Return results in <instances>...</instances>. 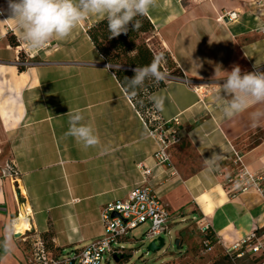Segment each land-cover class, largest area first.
Returning <instances> with one entry per match:
<instances>
[{"label": "crops", "instance_id": "1", "mask_svg": "<svg viewBox=\"0 0 264 264\" xmlns=\"http://www.w3.org/2000/svg\"><path fill=\"white\" fill-rule=\"evenodd\" d=\"M249 1L157 0L146 15L153 29L141 37L161 58L166 75L150 98L166 97L164 110L157 111L163 121L180 119L182 141L172 149L173 171L156 165V145L141 113L116 68L106 63L89 36V29L104 18L90 17L71 38L50 41L21 71L16 50L5 37L21 33L7 20L8 0H0V240L15 219L18 231V219L24 216L28 223L20 233H47L62 250L90 245L103 234L102 208L126 199L143 183L140 164L153 169L149 184L170 210V224L180 223L183 245L193 243L188 237L197 223H209L226 245L264 227L262 198L255 192L233 197L226 185L239 168L234 151L250 170L264 167V139L245 143L264 130V120L252 127L250 119L251 112L264 106L252 105L226 119L217 99L223 71L239 66L242 74L264 72V35L255 31L258 22ZM233 11L239 12L236 22L220 20ZM168 59L180 76L170 73ZM69 109L82 111L98 132L100 147L84 149L65 136ZM184 142L197 161L188 157ZM214 153L219 159L209 160ZM27 245L15 236L11 254L0 249V264H22Z\"/></svg>", "mask_w": 264, "mask_h": 264}, {"label": "built area", "instance_id": "2", "mask_svg": "<svg viewBox=\"0 0 264 264\" xmlns=\"http://www.w3.org/2000/svg\"><path fill=\"white\" fill-rule=\"evenodd\" d=\"M247 6L253 18L258 22L256 33L264 35V31H261L264 28V0H250ZM0 12H2L1 20L4 19V10L1 6ZM224 18L228 22H236L239 19V12H228L220 17V20ZM17 41L19 45L15 47L16 63L19 67L26 68L35 62L33 59L38 57L42 49L31 51L21 37H17ZM194 89L198 92V88ZM142 118L148 128V135L156 145L153 155L156 165L166 166L175 171L172 149L182 141L180 119L176 117L170 121H163L158 114L154 113L147 116L142 115ZM235 156V163L238 164L239 170L226 181V185L230 187L229 193L236 197L239 194L255 192L264 202V167L256 171L250 170L244 165L239 153L235 152ZM139 167L142 169L143 183L134 187L126 199L110 202L102 208L103 234L99 239L81 249H61L58 253H50L41 235L31 231L29 234H33L35 239L32 247L27 250V264H109L112 258L115 260L117 257L119 261V258L124 257L122 243L129 238L131 231L141 225H149L145 232L148 239L156 240L164 234L169 235L172 214L149 184L153 169L142 164ZM13 171L12 176L17 178V173ZM15 220L12 223H15ZM197 229L202 235L203 251L211 252L221 246L225 255L232 260H249L251 264H264V227H257L242 240L228 245L216 237L209 223L201 225L197 223ZM16 239L27 243L28 234Z\"/></svg>", "mask_w": 264, "mask_h": 264}, {"label": "clouds", "instance_id": "3", "mask_svg": "<svg viewBox=\"0 0 264 264\" xmlns=\"http://www.w3.org/2000/svg\"><path fill=\"white\" fill-rule=\"evenodd\" d=\"M156 6L157 0H8L7 20L15 22L26 47L38 51L52 40L71 38L74 31L93 16L106 19L110 38L126 34L130 23L134 30H138L141 25L136 18L147 15ZM160 59L157 57L150 65L135 68V75L131 79L125 78L126 90L135 94L137 89L144 87L147 80L157 84L165 80L166 75L159 68ZM223 72L226 75L222 79L223 84L219 85L220 94L217 97L221 101L223 118L231 119L252 105L264 106V72L242 74L239 66H234L230 72ZM150 99L156 111L164 110V95H153ZM66 115L68 129L65 136L72 137L84 149L100 147L98 132L85 121L80 109H69ZM250 119L252 127L258 126L264 120V107L251 112ZM216 159H219V154L214 153L209 160ZM15 235V225L9 223L0 240V248L6 255L14 250Z\"/></svg>", "mask_w": 264, "mask_h": 264}, {"label": "trees", "instance_id": "4", "mask_svg": "<svg viewBox=\"0 0 264 264\" xmlns=\"http://www.w3.org/2000/svg\"><path fill=\"white\" fill-rule=\"evenodd\" d=\"M136 19L140 21V25H141L138 30H134L133 25L130 23L128 26L129 30L126 34H121L118 37H114V38H110V33L108 31L106 19L98 22L96 25H94L89 29L88 31L89 36L92 42L94 43V45L96 46V48L98 49V51L102 54L106 63L111 65H116L117 63L124 61L125 62V64H123L124 67H127L130 70L132 69L134 70L137 67L150 65L153 62V60L156 58L154 54L151 52V50L148 48V46L146 45L145 41L140 40L141 34L148 33L153 29L150 20L146 15L139 16ZM128 36L130 37L129 39L127 38ZM9 42L13 47H17L19 45V42L17 41L16 37H10ZM106 43H109V46L116 51L115 54L111 53V50L106 46ZM168 62H169L168 70L170 71V73L172 75L180 76L181 72L175 68V66L170 61V59H168ZM159 68L162 71V67L160 66V63H159ZM19 69L22 71L25 68L19 67ZM130 70L115 69L114 72L116 73V76L120 84L122 85L126 93L130 96L138 111L143 116H147L148 114H153V113L158 114L157 111L151 105L150 94L157 88L163 86L164 80L159 82L158 84L154 83L151 80H147L145 81L144 87L137 89L135 94H133L131 91L126 90L125 78L131 79L135 75V73ZM40 235L46 241L47 243L46 246L47 249L50 251V253H58L61 250L59 248H55L52 245L49 234L46 233ZM34 239L35 236L33 234H28L27 250H29L32 247ZM124 257L119 258L118 262H121Z\"/></svg>", "mask_w": 264, "mask_h": 264}, {"label": "rangeland", "instance_id": "5", "mask_svg": "<svg viewBox=\"0 0 264 264\" xmlns=\"http://www.w3.org/2000/svg\"><path fill=\"white\" fill-rule=\"evenodd\" d=\"M14 35L10 32L6 34V38L9 40L10 37ZM130 38L129 36L127 37ZM142 41L144 38L141 37ZM138 42V41H137ZM106 46L111 50V53L115 54L116 51L109 46V43H106ZM13 47V46H12ZM14 50L15 47H13ZM164 57V54H162ZM38 59L35 58L33 60ZM124 60V59H123ZM125 62H119L116 65H113L117 70L128 69L124 67ZM166 64V62H165ZM166 66V65H165ZM133 71L134 70H130ZM151 82V81H150ZM149 82V83H150ZM208 90V89H206ZM264 139V130H257L249 139L246 140L247 145H254ZM183 148L187 150L188 157L193 161H197L195 153L192 151L190 144L184 142ZM234 151V156H235ZM238 153V152H237ZM236 159V156H235ZM235 163V160H234ZM236 164V163H235ZM238 166V165H237ZM239 169H237L236 173ZM235 173V174H236ZM188 225V223H187ZM186 225V226H187ZM179 227L180 223H174L170 227V234L163 235L165 239V245L162 249L155 252L149 251L148 246L154 239H148L145 236V232L149 228V225H141L138 228L130 232L129 238L122 243V248L124 252V258L121 262H116L113 258L109 260V264H251L249 260H232L225 255V252L221 246L216 247L211 252L203 251L201 246L202 235L194 228L191 230L189 235V240L192 239L193 243L188 245H183V242L180 240V246H183L181 250L175 245V240L179 238ZM20 244L22 242L20 241ZM22 264H27L25 259H21ZM108 264V263H103Z\"/></svg>", "mask_w": 264, "mask_h": 264}, {"label": "water", "instance_id": "6", "mask_svg": "<svg viewBox=\"0 0 264 264\" xmlns=\"http://www.w3.org/2000/svg\"><path fill=\"white\" fill-rule=\"evenodd\" d=\"M114 216H115V215H114ZM15 236H16V238L21 237L20 234H16ZM179 244H180V239H176V240H175V245H176V247L178 248V250H181V249L183 248V246H180ZM164 245H165V239H164L163 237H160L159 239L153 240V241L149 244V246H148V250H149V251H152V252H155V251H157V250L162 249V248L164 247ZM115 261H116V262L118 261V258H117V257H115Z\"/></svg>", "mask_w": 264, "mask_h": 264}, {"label": "bare ground", "instance_id": "7", "mask_svg": "<svg viewBox=\"0 0 264 264\" xmlns=\"http://www.w3.org/2000/svg\"><path fill=\"white\" fill-rule=\"evenodd\" d=\"M28 219V218H27ZM27 219H26V217H24V216H21L19 219H18V223H17V225H16V229H18V233L17 234H20V235H26V234H29V233H27L26 231H23L22 233H20V231H19V229L23 226V225H25V224H27L28 223V221H27ZM28 228V227H27Z\"/></svg>", "mask_w": 264, "mask_h": 264}]
</instances>
